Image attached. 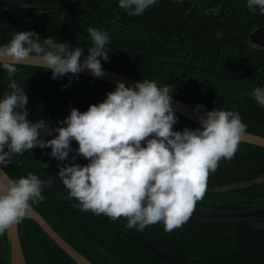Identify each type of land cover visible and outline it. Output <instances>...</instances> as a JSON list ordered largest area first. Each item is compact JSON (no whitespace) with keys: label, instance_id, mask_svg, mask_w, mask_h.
<instances>
[{"label":"trees","instance_id":"trees-1","mask_svg":"<svg viewBox=\"0 0 264 264\" xmlns=\"http://www.w3.org/2000/svg\"><path fill=\"white\" fill-rule=\"evenodd\" d=\"M14 6L37 10L27 15L0 13V44L16 31L34 30L41 38L66 41L87 53V29L96 27L110 35L109 60L102 61V67L158 86L166 83L174 98L193 107L238 112L245 131L264 137V108L250 96L254 87L264 86V48L247 47L251 32L264 26V15L252 14L246 0H159L138 16H128L118 0H0V8ZM217 6L218 14L211 11ZM14 75L28 97V119L45 118L52 127L59 126L71 107L84 111L115 87L84 74L53 79L51 70L23 64ZM8 90L7 73L0 69V95ZM176 116L177 130L199 126L178 112ZM72 147H78L76 141ZM50 151L34 147L2 169L12 179L30 172L42 180L52 178L51 186L43 187L44 199L31 206L93 264H170L164 257L172 258L171 264H264V239L255 237L264 227L253 229L248 223L252 219L190 216L171 231L162 222L140 231L126 228L123 216L112 220L81 211L55 175L58 164L70 161H58ZM74 154L69 152V157ZM76 162L87 160L77 156ZM262 176L264 148L241 141L231 159H221L208 173L203 198L194 206L213 211L264 207V178L258 180ZM235 182L247 184L225 188ZM17 229L25 264H77L29 216ZM10 249L5 232L0 235V264H11Z\"/></svg>","mask_w":264,"mask_h":264},{"label":"clouds","instance_id":"clouds-1","mask_svg":"<svg viewBox=\"0 0 264 264\" xmlns=\"http://www.w3.org/2000/svg\"><path fill=\"white\" fill-rule=\"evenodd\" d=\"M158 2L118 0V6L128 16H138ZM246 7L264 15V0H246ZM211 11L218 14L220 8ZM87 31V53L66 41L41 38L34 30L16 31L0 44V69L7 73L9 89L0 95V168L34 147H50L51 157L70 161L58 164L55 175L81 211L112 220L123 216L128 229L143 231L162 222L171 231L188 220L196 201L203 198L208 173L221 159L234 156L246 125L238 112L197 104L193 111L199 126L177 130L174 90L144 77L127 85L117 80L102 101L84 111L71 107L59 126H50L45 118L28 119V97L14 75L17 65L35 57L37 67L51 70L53 79L83 71L103 76L110 35L91 26ZM250 96L264 108V86L254 87ZM73 141L78 144L75 149ZM69 152L75 154L69 157ZM77 156L87 163H77ZM52 182L51 177L42 180L31 172L17 179L0 177V235L28 217L31 205L44 199L43 187Z\"/></svg>","mask_w":264,"mask_h":264},{"label":"water","instance_id":"water-1","mask_svg":"<svg viewBox=\"0 0 264 264\" xmlns=\"http://www.w3.org/2000/svg\"><path fill=\"white\" fill-rule=\"evenodd\" d=\"M37 10L35 6H14L12 8H0V13L6 14H21L27 15L33 11ZM249 40L253 41L259 46L264 45V26L258 27L251 32L248 36ZM39 63L38 58L29 57L26 61H24L23 65L28 66H37ZM104 75L100 77H94L91 75L89 71H83L80 74L87 75L89 77L99 79L105 82L113 83L117 80L124 81L125 84L134 83L135 79L130 78L128 76L122 75L120 73L114 72L107 68H104ZM173 107L176 112L182 114L183 116L191 119L192 121L199 124V120L197 119V113L193 111L194 107L184 103L183 101L172 97L171 101ZM242 142H246L249 144H253L256 146H260L264 148V137L259 136L253 133H249L245 131L244 135L241 139ZM0 177L10 178L5 171L0 168ZM33 221H35L40 228L62 249L64 250L70 258L75 261L77 264H93L89 261L85 256L79 253L74 247H72L59 233H57L52 226L43 218V216L38 213L32 206L29 209L28 215ZM192 217L209 219V220H229V219H240V218H264V207L261 208H251L244 210H231V211H213L207 210L203 208H199L194 206L193 211L191 213ZM8 239L10 241L11 249H10V263L15 264V261L19 260L21 264H25L20 238L18 234L17 225L14 226L13 233L8 229L7 231Z\"/></svg>","mask_w":264,"mask_h":264},{"label":"rangeland","instance_id":"rangeland-1","mask_svg":"<svg viewBox=\"0 0 264 264\" xmlns=\"http://www.w3.org/2000/svg\"><path fill=\"white\" fill-rule=\"evenodd\" d=\"M247 43H248V45H247V47H249V48H251V49H257L256 47L257 46H259V45H257L256 43H254L253 41H251V40H249V38H248V41H247ZM260 47V49L262 50L263 48H264V45L263 46H259ZM259 49V48H258ZM262 178H264L263 176L262 177H259L258 178V180H260V179H262ZM243 184H247V182H235V183H233V184H228L225 188L226 189H233V188H237V187H239V186H241V185H243ZM61 197L62 198H67L65 195H62L61 194ZM259 224V223H258ZM258 224H253V226H256V225H258ZM164 260L166 261V262H168V263H174V260L172 259V258H170V257H164Z\"/></svg>","mask_w":264,"mask_h":264},{"label":"flooded vegetation","instance_id":"flooded-vegetation-1","mask_svg":"<svg viewBox=\"0 0 264 264\" xmlns=\"http://www.w3.org/2000/svg\"><path fill=\"white\" fill-rule=\"evenodd\" d=\"M64 195V194H62ZM66 196V195H65ZM58 197H61V193H58ZM67 197V196H66ZM62 198V197H61ZM64 199H67L69 201H71V203H73V205H77L76 202L70 200L68 197L67 198H64ZM240 219H244V218H240ZM247 219H252V221L248 222L250 226H252L253 229H263L264 227V218H247ZM259 223V224H258ZM253 224H258L256 226H253ZM257 239H264V233L263 232H260L258 233L257 236H255Z\"/></svg>","mask_w":264,"mask_h":264},{"label":"bare ground","instance_id":"bare-ground-1","mask_svg":"<svg viewBox=\"0 0 264 264\" xmlns=\"http://www.w3.org/2000/svg\"><path fill=\"white\" fill-rule=\"evenodd\" d=\"M9 230L13 233L14 226L12 228H10ZM15 264H21V263L19 262V260H17V261H15Z\"/></svg>","mask_w":264,"mask_h":264}]
</instances>
